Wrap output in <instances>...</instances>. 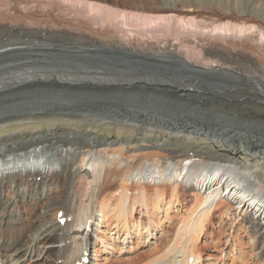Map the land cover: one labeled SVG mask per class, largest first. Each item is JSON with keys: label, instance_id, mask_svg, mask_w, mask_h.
Masks as SVG:
<instances>
[{"label": "bare ground", "instance_id": "bare-ground-1", "mask_svg": "<svg viewBox=\"0 0 264 264\" xmlns=\"http://www.w3.org/2000/svg\"><path fill=\"white\" fill-rule=\"evenodd\" d=\"M15 1L0 0V5ZM25 1L21 7L28 5ZM35 1L46 8L63 3L58 10L67 11L73 21L88 18L103 24L104 30L90 25L77 30L5 23L0 25V40H17L23 46L0 53L8 57L0 58V64H84L132 74L133 79L46 75L0 86V98L24 91H51L44 97L45 107L35 105L24 113L0 112V264H77L87 251L89 256L91 248L93 258L86 264H216L195 247L224 203L220 214L233 213L248 228L252 242H264V165L259 167L262 174L250 167L264 160L262 151L241 158V153L214 136L202 138L184 128L181 131L188 138L176 139L168 127L140 124L149 120L146 115L119 120L84 115L76 112L70 95L161 90L177 101L201 107L218 105L245 120L263 122L264 0H159L149 13L111 9L94 0ZM215 8L222 10L221 16L177 15ZM248 10L256 15L247 14ZM237 13L245 15L240 18ZM107 46L151 57H178L196 69L232 71L241 81L226 87L215 79L173 74L167 67L148 62L122 65L89 56L92 50ZM144 75L152 78L146 80ZM6 189L12 195L2 196ZM188 195L194 203L168 240L172 214H178L174 205L185 206ZM61 217L65 222H59ZM143 236L156 242L141 246L149 249L138 259H134L138 255L124 256L128 245L133 241L136 246ZM114 244L125 248L114 250ZM103 253L113 258L105 259ZM26 257L34 260L23 263Z\"/></svg>", "mask_w": 264, "mask_h": 264}, {"label": "rangeland", "instance_id": "rangeland-1", "mask_svg": "<svg viewBox=\"0 0 264 264\" xmlns=\"http://www.w3.org/2000/svg\"><path fill=\"white\" fill-rule=\"evenodd\" d=\"M24 1L25 0H18L11 3L9 6L0 5V25L2 24L6 25L7 23L8 24L32 23L34 25L41 24L47 26L57 25V26L74 27L77 30L86 29L88 28V25H90L92 29H94V27L96 26H99L101 30H104L103 24L100 23L94 24L88 18L80 19L79 22L73 21L72 19H70L67 11L58 10L59 7L65 6L63 3L58 2L60 5L51 8H46V7H39L35 0H27L28 5L21 7L20 3ZM94 1L102 2L105 5L109 6L111 9H117L127 12H143V13H149L150 11L156 9L158 7V2H159V0H94ZM253 12L248 10V12L246 13L255 16L256 12L255 13ZM177 15L179 16L185 15V16H193V17L194 16L218 17L222 15V10L216 8L214 10L209 9L208 11L206 9H201L200 11L192 15L183 12H178ZM236 15L240 18H243L245 13H237ZM47 48L53 50H64V51L68 50L67 48L61 49L50 46H45L44 49ZM7 51H13V50L11 48L9 50H6L5 52ZM131 51L133 50L130 49L129 51V49L125 50L123 48L120 49L119 47L112 48V46H107L104 49L98 48L92 50V54L90 53L89 56H94L95 58L98 59L101 58L102 60L104 59L105 61H110L122 65L125 64L128 65L133 63L136 65L152 63L151 65L167 67L168 70L169 69L172 70L169 71L172 72L173 74L192 73L198 78L200 77L199 79L201 80L215 79L216 81L220 82L221 85L225 86V84H227L226 87L238 85V83H240L239 81H241V77H238V75L232 71L224 72L209 68H204L201 70L199 68L196 69V67L193 68V66L191 65L188 66L186 62H182V60L178 57L175 58L173 56L171 57L161 56V58L160 56L151 57V55L148 56L146 54H143L144 52L139 53L138 51H133L132 53ZM1 56L0 58H8ZM158 60L162 62H159ZM166 61H168L169 63H166ZM148 86L153 88L155 87L167 88L164 86H153V85H148ZM131 90L128 92L127 91H122V92L117 91L112 93L104 92L105 95L103 93L96 94L90 91L77 92L78 94L71 93L70 95L71 97L73 96L72 97L74 99L73 106L75 107V109H77L76 112L80 111V113L82 112L84 115H89L96 118L100 117V118H104V120H111V118L115 120H119L121 118L124 119L125 117L129 119H137L138 117L146 115L149 117V120L140 121V124L145 126L155 125V126L168 127L169 128L168 130L172 131L168 133H171L172 136H174L176 139L180 137H185V139L188 138V136H183L185 135V133L182 132L181 130L182 128H184V129H188L190 132L195 131L196 133L200 134V137L202 138L214 136V139L217 140L220 144L227 146L228 149H232L235 152L241 153L240 156L241 158H243L244 155H246L247 153L257 154L258 151H262L264 153V121L258 122L252 120H245L244 118H241L240 116L236 115V113H234L232 110L228 108L225 109V107L218 105L207 106V107H201L199 105L198 106L190 105L186 102L177 101L174 100L173 98L168 97L167 95L168 93L161 90L143 91L138 88ZM48 92L51 91L47 89H42L37 91L36 90L24 91L21 92L19 95H9L0 98V112L18 110L19 112L24 113V111L27 108L33 107L35 105L36 106L41 105L40 107H45L46 98L44 97ZM22 93L28 96H34L35 94H37L41 98L40 99L26 98L27 96L22 95ZM21 97L23 99L19 100V98ZM87 119L89 120V118ZM247 137L251 139L248 140ZM248 141L249 144H247ZM259 155L260 153L258 154V156ZM247 161L249 162V159ZM263 165H264V160H260V159H258L256 163H250V167H253L255 169V172L261 174L263 173V171L259 167ZM116 186L117 185L115 184V187ZM11 191H12L11 189L3 190L2 196H8V193L12 195ZM191 197L193 196H189V195L185 196V198L188 199V201L185 203L186 204L185 206H181L180 204L178 206L174 205L175 206L174 210H178V214L176 216L175 214H172L173 215L172 217L173 223L171 224L172 226L167 228L168 232L166 237L168 238V240H171L174 235V231L176 229L175 224L181 219L187 217L186 209H188L194 203V197L192 199ZM189 199H191V201H189ZM226 205L227 204L224 203L222 205L223 207H219L220 208L219 211L216 212L215 217L212 220L213 223L212 222L208 223V227L207 229H205L201 241L197 243V248L195 247L196 252L198 251L200 255H202L203 257H206L207 255L210 256L211 259H209V262L210 261L212 262V258H213L216 264H264V242L257 239L252 242L251 241L252 239H250L252 235L250 232H248V228L245 229L244 227H242L240 221L234 219L233 213H231V215L228 217H226L225 214H220V210L221 209L224 210V207ZM10 209L13 210V206L10 207ZM22 209L23 208H21V210ZM135 216L137 217L138 215L135 214ZM210 231L213 234L211 235V237L210 235H208ZM160 232L161 231H159V233ZM145 236L142 237L139 243H136V246H134L132 241V243L128 245L129 248L127 252L124 250L123 255L124 256L127 255V257H131V259L132 257H136L138 255V257L134 259L140 258L141 253L144 251H148L149 249L147 247H141V246L153 245L156 242L151 240L150 238L147 239ZM136 239L138 241V238ZM163 243H160L159 245L163 246L164 245ZM170 243L171 241L169 242V244ZM121 246H122L121 244L117 245V247H121ZM117 247L114 244V250H117ZM122 248H125V246H122ZM91 249L89 250V256H88L90 261H92L93 258ZM113 255H117V253L113 252ZM120 255H122V253L119 254L117 257H119ZM103 256L106 257L105 259L113 258L110 255L106 256L105 253L102 254V257ZM40 258H38V260ZM125 258L126 257H124L123 259ZM33 260L34 257L32 258L26 257L24 258L23 263ZM101 261H103V259H101ZM132 262L134 263L135 261ZM202 264H205V261H202Z\"/></svg>", "mask_w": 264, "mask_h": 264}]
</instances>
